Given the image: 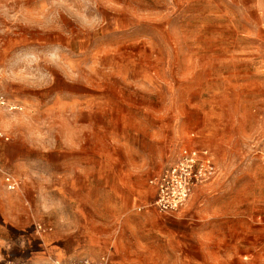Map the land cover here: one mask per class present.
<instances>
[{
	"label": "rangeland",
	"instance_id": "374dc122",
	"mask_svg": "<svg viewBox=\"0 0 264 264\" xmlns=\"http://www.w3.org/2000/svg\"><path fill=\"white\" fill-rule=\"evenodd\" d=\"M0 95L24 107H0V167L20 183L0 180V225L50 232L46 162L96 140L132 157L141 196L127 227L104 232L103 212L100 245L69 264L163 257L165 235L189 242L190 228L148 219L151 179L194 147L219 175L164 216L195 224L207 264L264 258V0H0Z\"/></svg>",
	"mask_w": 264,
	"mask_h": 264
},
{
	"label": "crops",
	"instance_id": "0c3cea01",
	"mask_svg": "<svg viewBox=\"0 0 264 264\" xmlns=\"http://www.w3.org/2000/svg\"><path fill=\"white\" fill-rule=\"evenodd\" d=\"M100 147V142L95 140L92 151L80 150L73 156L62 155L61 158L58 155L54 157L53 154L46 162V191L51 198H46L45 220L46 225L51 227L48 228L50 232H44L42 235L37 229H33L27 235L25 227L23 228L21 224L0 225V233L5 234L0 264H41L51 259L69 264V258L73 257L77 250L100 245L104 224L103 212H107L110 218V226L104 224L107 226L104 232L111 233L116 222L118 228L127 227L133 201L141 196L135 191L133 178L135 167L132 157L123 155L114 147L111 148L110 154L104 153L100 151ZM204 185L198 186L194 194ZM31 201L34 204L38 203V194ZM148 213L152 215L148 216V219H155V216L160 218L159 226L164 228L178 227L184 230L188 226L191 240L186 242L181 238L174 241L171 240L173 236L165 235L163 257L155 258L149 254V257H144L137 264H207L208 259L199 258L197 254L194 223H188L185 217L180 215L176 217L177 219L170 220L164 216L167 214L161 213L154 206L148 209ZM14 233L17 236L11 237ZM72 233H76L77 236L71 237ZM182 236L185 234L182 233ZM86 238H89L88 243ZM187 245L191 249L189 254L178 251ZM209 248L206 245L207 251ZM228 248L224 251L228 252ZM232 261L237 264H264V258L253 263L241 258ZM222 262L221 264L224 262L228 264L229 260Z\"/></svg>",
	"mask_w": 264,
	"mask_h": 264
},
{
	"label": "built area",
	"instance_id": "2783aa9c",
	"mask_svg": "<svg viewBox=\"0 0 264 264\" xmlns=\"http://www.w3.org/2000/svg\"><path fill=\"white\" fill-rule=\"evenodd\" d=\"M0 107L10 111H22L24 107L17 103H10L0 95ZM8 139V138H7ZM219 175V168L214 157L208 149L185 147L180 157L170 166L163 169L151 179L156 193L152 206L163 214L173 215L181 212L191 200L198 186L214 181ZM0 180L9 190H17L19 181L16 177L0 167ZM38 231H44L38 225ZM109 255L100 259L83 258L72 264H109ZM43 264H63L61 261L51 259Z\"/></svg>",
	"mask_w": 264,
	"mask_h": 264
}]
</instances>
